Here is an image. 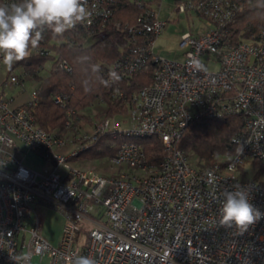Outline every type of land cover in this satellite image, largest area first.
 Instances as JSON below:
<instances>
[{"label": "built area", "instance_id": "obj_1", "mask_svg": "<svg viewBox=\"0 0 264 264\" xmlns=\"http://www.w3.org/2000/svg\"><path fill=\"white\" fill-rule=\"evenodd\" d=\"M105 1L87 0L91 16L77 25L106 21ZM232 8V0L177 4L178 13L193 10L205 28L181 35L182 60L151 56L152 81L130 101L128 129L105 117L94 122L89 135L72 130L70 121L58 135L0 92V264H14L10 256L20 253L30 254V264H68L75 255L91 256L97 264H264V221L243 235L218 225L223 193L235 186L247 188L251 202L264 211V182L240 174L248 163L264 166V29L252 40L236 42L229 26ZM147 17L124 31L160 34L166 22L155 13ZM134 59L114 68L132 75L143 62ZM213 63H219L218 70L209 69ZM60 67L69 70L65 62ZM18 84L13 73L3 82ZM54 102L63 106L64 97L57 94ZM27 103L36 105V90ZM233 114L242 117L243 131L232 139L237 152L222 163L201 168L176 148L193 120ZM107 132L158 137L165 156L149 165L139 144L126 141L105 159L112 174L69 162ZM29 154L40 159L39 169L26 163ZM38 203L60 216L56 244L40 232Z\"/></svg>", "mask_w": 264, "mask_h": 264}, {"label": "trees", "instance_id": "obj_2", "mask_svg": "<svg viewBox=\"0 0 264 264\" xmlns=\"http://www.w3.org/2000/svg\"><path fill=\"white\" fill-rule=\"evenodd\" d=\"M15 2L19 0H0V5ZM157 2L159 0H106L110 10L106 21L99 19L90 27L76 25L63 36H55L45 27L39 47L31 49L30 55L15 63L11 69L7 68L8 74L20 70L15 74L19 84H34L37 103L35 106H29L27 102L13 104L29 109L38 126L58 135L66 131L67 121L72 123V130L78 127L81 120L92 121V116L83 114V111L94 103L105 105V109L95 115L99 121L126 113L133 95L152 81L155 63L151 57V46L157 35L141 30L125 32L124 29L135 27L141 16L155 13L153 4ZM232 4L233 18L229 26L234 40H252L264 29V7L258 6V0H232ZM147 18L154 19L151 15ZM91 37L98 39L85 45ZM137 57L143 62L132 75L114 68L117 63L134 61ZM63 62L67 63L68 71L60 67ZM57 94L64 97L63 106L54 102ZM242 131V117L237 114L197 118L177 140L176 148L196 166L210 167L216 162H223L224 156L237 152L238 146L232 139ZM126 141L139 144L149 165H157L165 156L158 137L114 136L107 132L70 157L69 162H91L113 157ZM248 170L249 165L241 176L252 179Z\"/></svg>", "mask_w": 264, "mask_h": 264}, {"label": "clouds", "instance_id": "obj_3", "mask_svg": "<svg viewBox=\"0 0 264 264\" xmlns=\"http://www.w3.org/2000/svg\"><path fill=\"white\" fill-rule=\"evenodd\" d=\"M258 6L264 7V0H258ZM90 16L87 0H19L0 5V62L11 69L15 63L27 58L31 49L39 47L45 27L55 36H63ZM251 200L252 193L243 186L226 190L218 225L234 227L243 235L251 226L264 221V211ZM10 258L14 264H30L31 259L30 254L23 253ZM68 264H97V261L91 256L75 255L69 257Z\"/></svg>", "mask_w": 264, "mask_h": 264}, {"label": "rangeland", "instance_id": "obj_4", "mask_svg": "<svg viewBox=\"0 0 264 264\" xmlns=\"http://www.w3.org/2000/svg\"><path fill=\"white\" fill-rule=\"evenodd\" d=\"M137 2H145L148 0H136ZM187 0H159V2L153 4L155 15L157 20L165 21L166 25L162 32L157 35L156 39L152 45V52L154 55L162 58V59H172L180 61L183 59L181 50L178 47L181 35L185 32L192 33H200L205 28L204 21L200 20L194 13L193 10L178 13L175 9L178 3H184ZM96 39V37H91L86 40L85 45L92 44ZM210 70H218L219 63L210 64ZM20 72L19 69L14 70L13 74H18ZM7 67L1 63L0 68V91L3 89L8 97L14 99V104H19L20 102H28L30 100L29 89L31 86H27L23 83H20L14 87H4L3 82L7 80ZM22 88H25L24 93H19ZM105 109V105L101 102L94 103L90 107L86 108L83 111V114H88L92 116V121L98 122L99 119H95V113L101 112ZM112 118V117H110ZM101 119V118H100ZM116 121H118L121 125V128H129L127 116L124 114L122 116L114 117ZM125 120V122H124ZM89 123L88 121H86ZM90 124H94V122H90ZM87 126V125H86ZM84 130H83V128ZM79 131L82 134H90L92 132L91 127H85V121L79 125ZM69 139L71 138L68 134H66ZM26 163L33 169H39L38 165L42 162L35 155L29 154L26 158ZM73 164L72 162H70ZM92 165L83 166L92 168L100 173L112 174L114 170H111V167L106 162L105 159H98L95 163H91ZM249 165L248 176L252 175L253 180L264 182V166L259 163H248L243 168H241V172L244 171V168ZM76 166V165H75ZM79 167V166H78ZM260 172V173H258ZM241 174V173H240ZM242 175V174H241ZM36 213H38V217L40 218V232L43 237L49 240L52 244H56L58 242V238L60 236L61 229L59 228V214L53 208H45V207H37ZM50 238L55 241L52 242ZM36 260V258H34Z\"/></svg>", "mask_w": 264, "mask_h": 264}, {"label": "crops", "instance_id": "obj_5", "mask_svg": "<svg viewBox=\"0 0 264 264\" xmlns=\"http://www.w3.org/2000/svg\"><path fill=\"white\" fill-rule=\"evenodd\" d=\"M8 76V75H7ZM27 86H31L30 88H28L29 89V93H31V91L32 90H34V84L32 83V84H28ZM25 92V88H22V90L19 92V93H24ZM13 99V98H12ZM13 103H14V99H13ZM97 113H95L94 114V116L96 115ZM126 115V113H123V114H121V115H116L115 117H118V116H122V115ZM113 119H114V117H112ZM83 122V120H81V121H79V123H78V128H79V125H80V123H82ZM89 123H87L86 121H85V127H91V129H93V124L91 125L90 124V122H95V121H88ZM87 125V126H86ZM83 128V127H82ZM83 130H84V128H83ZM96 161V160H95ZM95 161H89V162H81V161H71L73 164V166H79V167H83V166H88V165H92L91 163H95ZM98 172V171H97ZM100 173V172H99ZM101 174H103V175H105L106 173H101ZM108 175V174H107ZM37 207H45V208H49V207H46V206H44V205H42V204H40V203H38V204H34V209H35V211H36V208ZM37 214V216H38V213H36ZM38 219H39V222H40V218L38 217ZM31 220H32V218L30 217L29 218V221L31 222ZM61 227V220H60V218H59V228ZM50 240L52 241V242H54L55 240L54 239H52V238H50Z\"/></svg>", "mask_w": 264, "mask_h": 264}]
</instances>
